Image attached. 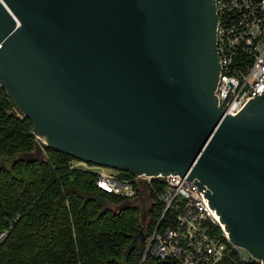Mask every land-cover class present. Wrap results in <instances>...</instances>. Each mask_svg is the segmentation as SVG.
I'll return each mask as SVG.
<instances>
[{
    "label": "water",
    "instance_id": "1",
    "mask_svg": "<svg viewBox=\"0 0 264 264\" xmlns=\"http://www.w3.org/2000/svg\"><path fill=\"white\" fill-rule=\"evenodd\" d=\"M217 24L216 0H0V86L46 146L188 175L264 264V93L219 105Z\"/></svg>",
    "mask_w": 264,
    "mask_h": 264
},
{
    "label": "trees",
    "instance_id": "2",
    "mask_svg": "<svg viewBox=\"0 0 264 264\" xmlns=\"http://www.w3.org/2000/svg\"><path fill=\"white\" fill-rule=\"evenodd\" d=\"M74 160L42 144L0 86V231L9 229L0 264H175L150 256L142 262L163 205L148 209L144 226L139 206L100 189L94 172L71 167ZM222 264L261 262L233 251Z\"/></svg>",
    "mask_w": 264,
    "mask_h": 264
},
{
    "label": "built area",
    "instance_id": "3",
    "mask_svg": "<svg viewBox=\"0 0 264 264\" xmlns=\"http://www.w3.org/2000/svg\"><path fill=\"white\" fill-rule=\"evenodd\" d=\"M216 7L220 74L215 94L226 113L236 115L264 93V0H216ZM71 167L94 172L96 185L110 194L144 199L149 208L154 203L163 205L142 262L150 256L175 264H222L233 251L248 261L230 240L206 189L188 175L123 174L80 159ZM8 234L9 229L0 231V244Z\"/></svg>",
    "mask_w": 264,
    "mask_h": 264
},
{
    "label": "rangeland",
    "instance_id": "4",
    "mask_svg": "<svg viewBox=\"0 0 264 264\" xmlns=\"http://www.w3.org/2000/svg\"><path fill=\"white\" fill-rule=\"evenodd\" d=\"M44 150L41 148L38 150V152L35 154V156L39 159H43L44 157ZM33 155H25V158H32ZM115 172H121V173H125L126 171H123V170H119V169H116V168H112ZM129 200V204L130 205H136V206H139L141 208V215H142V220H143V225L144 226H147V211L149 209V202L148 201H145L144 199H135L134 201H132L131 199H128ZM123 204H119V205H115V204H110V206L115 209V210H119V207L122 206ZM241 253L243 255V257L248 260V261H253V260H256L246 249L244 248H241Z\"/></svg>",
    "mask_w": 264,
    "mask_h": 264
}]
</instances>
